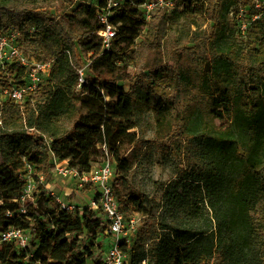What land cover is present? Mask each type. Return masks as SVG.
Masks as SVG:
<instances>
[{
  "label": "trees",
  "instance_id": "16d2710c",
  "mask_svg": "<svg viewBox=\"0 0 264 264\" xmlns=\"http://www.w3.org/2000/svg\"><path fill=\"white\" fill-rule=\"evenodd\" d=\"M82 1L66 13L74 0H0V33L8 18L22 31L27 55L54 61L45 85L23 105L0 103V234L29 230L37 247L0 244V264H101L96 243L106 227L99 213L45 211L42 201L54 198H46L41 185L31 198L39 199L20 212L27 162L37 182L54 169L55 158L83 174L103 161L107 147L117 164L121 211L154 214L148 195L129 180V153L140 143L136 129L145 113L161 128L160 139L187 152L190 166L165 190L171 221L140 230L132 263L149 257L153 264H264V18L242 38L231 13L250 0H177L172 14L159 12L150 24L139 9L146 0H128L112 18L114 47L103 52L96 7ZM180 22L185 34L170 65L165 39ZM201 22L210 23L211 32L200 30ZM138 40L146 55L134 76L128 52ZM77 49L94 57L85 94L76 89L83 63ZM24 76L23 68L10 66L0 82L17 84ZM133 79L126 91L121 84ZM174 89L187 91L178 106ZM43 136L52 139L50 147ZM188 191L205 194L207 212Z\"/></svg>",
  "mask_w": 264,
  "mask_h": 264
},
{
  "label": "built area",
  "instance_id": "2783aa9c",
  "mask_svg": "<svg viewBox=\"0 0 264 264\" xmlns=\"http://www.w3.org/2000/svg\"><path fill=\"white\" fill-rule=\"evenodd\" d=\"M128 0H108L106 5H101L97 0H87L85 3L96 7L97 18L101 25L98 32L103 44V52L111 51L117 38V26L112 22V18ZM82 0H74V3L67 9L66 13H71ZM178 8L177 0H146L139 6L142 19L150 24L159 12L167 15L172 14ZM231 13V17L237 20L238 30L242 38H246L247 30L253 22L264 18V0H250L249 6H242L237 15ZM249 15V17H247ZM247 19V20H244ZM235 20V21H236ZM22 31L19 28H7L0 33V79L10 66H17L25 70V76L21 83L15 84L0 82V103L12 101L18 105H23L31 94L38 92L49 79L54 61H37L26 54L22 47ZM71 60L72 53L67 51ZM83 63L77 67V91L81 94L84 86L88 83V75L93 63V54L84 56L81 52ZM2 124V123H1ZM47 146L50 147L52 139L43 136ZM105 157L101 163L92 166L86 173H79L75 168H71L67 161L54 159V169L52 173L77 177L82 184L97 188L95 198L92 202L94 208L103 214L105 220V230L103 235L97 240V251H101V264H133L131 251L136 244L135 238L139 236L138 228L143 216L137 213H124L121 211L114 184L117 178V167L114 164L113 155L107 147H104ZM114 162H113V161ZM34 167L26 163V170L21 173V177L28 181L20 198V212L26 213V205L34 196L38 184L44 180L40 176V182L33 177ZM54 197V196H52ZM59 209L68 215L78 212L76 206L56 198ZM35 203V202H34ZM12 216V214H10ZM137 239V238H136ZM31 232L18 227H11L0 234V244H13L18 251L31 249ZM108 242V243H107ZM37 264H42L38 262ZM139 264H153L148 257Z\"/></svg>",
  "mask_w": 264,
  "mask_h": 264
},
{
  "label": "rangeland",
  "instance_id": "374dc122",
  "mask_svg": "<svg viewBox=\"0 0 264 264\" xmlns=\"http://www.w3.org/2000/svg\"><path fill=\"white\" fill-rule=\"evenodd\" d=\"M44 12L49 17L56 18L55 10L46 9ZM247 17H249V15H247ZM6 23L8 28H14L13 26H15L13 21H10L8 18L6 19ZM199 29L211 32L212 25L210 23L201 22ZM196 30H198V28L193 27V31ZM184 34L185 29L182 22L169 29L165 39V59L170 65H175L173 54L176 52L178 44L182 41ZM140 42L141 40H138L137 45L134 48H131L128 52L129 55L135 59L132 61L133 65L131 66V71L134 76L140 69L139 66L146 55L145 46L140 45ZM191 45L192 44H190V46ZM80 53L81 51L77 49V58H79V56L81 57ZM134 84L135 79L130 82L122 83L121 85L126 91H129ZM174 93L176 105L178 106V104L186 98L187 91L184 89H174ZM136 132L140 138V143L135 144L129 153L133 161V168L129 173V180L134 187L148 195L154 206V214L151 217L142 218L140 221L138 228V232H140L145 225L150 226L154 224L156 228H160L163 223L171 221L173 213L172 209H169L168 203L165 200V190L173 182L179 181L181 178L185 177L190 165L189 157L185 150L174 151L172 150V147H170L171 145L169 141L160 139L162 130L152 114L145 113L141 117V125L136 129ZM160 140L161 143H159ZM102 160L103 158H101L99 162ZM114 164L117 167L116 162H114ZM40 185L42 186L41 192L42 194H45L46 198L54 196L52 198H54L55 201L56 198L61 199L66 203L76 206L78 211L81 212H84L87 208L89 210L94 208L92 202L95 198L97 188L82 184L81 181L73 175L65 177L52 173L51 170L49 175L44 177L42 183L38 184V187ZM187 195L193 201H197L202 206L203 212H207L205 209L207 202L204 193H191L188 191ZM38 196L39 194L36 195L35 199H31L30 202L37 201L39 199ZM54 199L50 204L42 201V209L50 211L54 208H59L58 202H55ZM93 210L94 212L99 213L100 216L104 217L97 209ZM211 214L210 211V215ZM32 236L33 235L31 234V237ZM136 238L135 240L139 241L140 235ZM74 239V236L70 237L71 241ZM31 248H34L35 250L37 247L31 242ZM101 255L102 252L97 251L96 259L98 261H100Z\"/></svg>",
  "mask_w": 264,
  "mask_h": 264
}]
</instances>
